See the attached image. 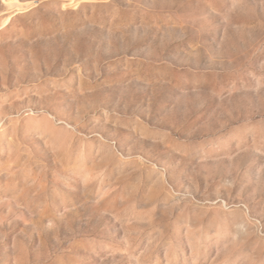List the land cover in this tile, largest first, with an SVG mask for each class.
<instances>
[{
    "label": "rangeland",
    "instance_id": "374dc122",
    "mask_svg": "<svg viewBox=\"0 0 264 264\" xmlns=\"http://www.w3.org/2000/svg\"><path fill=\"white\" fill-rule=\"evenodd\" d=\"M0 264H264V0H0Z\"/></svg>",
    "mask_w": 264,
    "mask_h": 264
}]
</instances>
